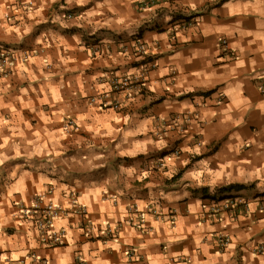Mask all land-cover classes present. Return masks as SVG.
Returning a JSON list of instances; mask_svg holds the SVG:
<instances>
[{
    "label": "crops",
    "instance_id": "crops-1",
    "mask_svg": "<svg viewBox=\"0 0 264 264\" xmlns=\"http://www.w3.org/2000/svg\"><path fill=\"white\" fill-rule=\"evenodd\" d=\"M70 192L118 234L84 237ZM37 194L66 245L20 221ZM263 201L264 0H0V264H264Z\"/></svg>",
    "mask_w": 264,
    "mask_h": 264
},
{
    "label": "built area",
    "instance_id": "built-area-1",
    "mask_svg": "<svg viewBox=\"0 0 264 264\" xmlns=\"http://www.w3.org/2000/svg\"><path fill=\"white\" fill-rule=\"evenodd\" d=\"M158 0H143L144 7L151 6L155 3H157ZM32 2H26L24 3V8L27 10L31 8ZM67 17L71 18V14H66ZM178 27L179 29H188L191 26H193V19L189 17L182 18L181 21H179ZM175 34V33H174ZM175 37V36H173ZM172 37V39H173ZM221 46L225 47L227 51H230L231 57L236 58L237 53L233 51L232 49H229L227 47V39L222 38L220 40ZM135 52L137 57L141 56H147L149 53V50L147 48V45L145 41H143L142 38H138L135 42ZM30 56L29 52H25L23 56L20 58L23 60H27ZM157 66L156 60H144V62L141 65L140 73L137 77L131 78L128 76L121 77V78H113L110 79V85L111 90L109 93H115L119 94L123 90H125L128 87H132L133 84L137 83V81H142L147 78V75ZM141 85V84H140ZM104 95H108L107 93H104ZM118 99V98H117ZM114 100L113 103L114 107H119L121 105L119 100ZM189 120V118H185L184 121ZM69 127L73 128L74 130H77L78 127L74 123L72 119L68 122ZM182 131L184 129H181ZM184 132V131H183ZM179 151H176L178 153ZM49 193H52V191H49ZM70 198L71 202L73 204V208L71 210V213L73 215L78 216L81 219L80 228L82 229V234L84 237L90 239L93 238L95 235V232L103 234L105 239H111L114 238L117 234L120 228L122 227V222H118L117 224H112L107 222L104 225V228L102 230H98L95 225L88 219V211L86 207L79 205L76 200V196L73 192H70ZM241 201L239 199L235 200H227L226 204L228 207L232 208L233 210L237 208L238 202ZM264 204V201H263ZM156 213V211H154ZM20 215L19 219L21 222L27 223L29 227V232L31 233V239L34 240L36 243L40 245H47L51 248L55 247H62L66 245L67 242V236L66 231L64 229H55L54 222L61 216L66 215L67 211L66 208H64L61 204L55 202L53 199L49 197V195H43V194H37L34 197L33 204L29 207H24L20 209ZM128 213L130 216L129 223L132 226H142L144 223V219L142 217L141 211L138 209L137 205H131L128 208ZM171 222H174V218L170 219ZM99 237V235H98ZM226 242H223V245H225ZM264 247H259V252L263 253ZM35 261H38L39 264H48L47 260H41L38 258H34Z\"/></svg>",
    "mask_w": 264,
    "mask_h": 264
}]
</instances>
